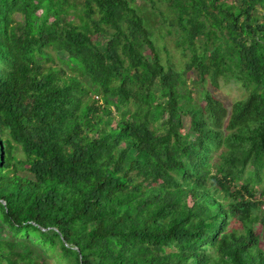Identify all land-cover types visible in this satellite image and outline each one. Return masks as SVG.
I'll use <instances>...</instances> for the list:
<instances>
[{
    "label": "trees",
    "instance_id": "1",
    "mask_svg": "<svg viewBox=\"0 0 264 264\" xmlns=\"http://www.w3.org/2000/svg\"><path fill=\"white\" fill-rule=\"evenodd\" d=\"M137 1L0 0V264H264V0Z\"/></svg>",
    "mask_w": 264,
    "mask_h": 264
},
{
    "label": "rangeland",
    "instance_id": "2",
    "mask_svg": "<svg viewBox=\"0 0 264 264\" xmlns=\"http://www.w3.org/2000/svg\"><path fill=\"white\" fill-rule=\"evenodd\" d=\"M137 9L143 16L148 27L153 31L154 39L156 44L161 48V55L164 62L171 63L176 70H180L184 61L189 57V50L186 45L180 44V33L178 27L172 22V18L169 17V12L164 6L154 9L148 3L138 0ZM71 19V17H69ZM78 20V19H77ZM50 61L46 62L45 65L58 69L59 71L64 70L69 72L66 64L61 59L66 58V54L62 52H55L50 49ZM208 88H211L208 86ZM215 92L218 98L225 102L227 109L230 111L232 103L243 94V90L240 85L236 82L224 83L220 82V88L218 90H212ZM95 99H100L98 96H94ZM101 101H99L100 103ZM217 160L214 156L213 159ZM264 212V206L262 207ZM257 231L263 226L260 222H255ZM9 239H11L9 237ZM16 247L21 251H31L33 256L39 260L46 261V264H65L60 263L54 253L46 252L44 249L36 246L30 238H17Z\"/></svg>",
    "mask_w": 264,
    "mask_h": 264
}]
</instances>
